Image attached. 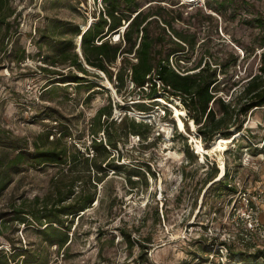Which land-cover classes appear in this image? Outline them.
<instances>
[{
	"label": "rangeland",
	"instance_id": "374dc122",
	"mask_svg": "<svg viewBox=\"0 0 264 264\" xmlns=\"http://www.w3.org/2000/svg\"><path fill=\"white\" fill-rule=\"evenodd\" d=\"M140 1L144 7L149 2ZM205 1L180 0L185 22L175 26L196 35L194 49L183 59L193 67L201 59L220 65L219 95L235 101L258 72L264 27L257 19L264 18V0H247L236 13L230 9L223 17L207 11ZM10 7V27L2 32L5 48L0 54V264H243L239 253L262 251L264 244L250 234L242 213L245 199L258 203L264 222V107L249 112L243 132L220 153L216 139L221 136L204 143L199 126L179 101L174 103L181 116L172 106L167 114L161 106L144 114L133 104L150 101L133 98L131 84L118 94L98 70H90L80 86L58 82V74L78 72L68 64L52 66L53 58L66 53L70 41L77 48V29L83 31L97 20L99 3L11 0ZM198 7L214 18H191ZM167 34V42L175 39ZM90 84L95 87L90 89ZM110 103L108 124L127 115L149 124L148 136H125L117 129L116 148L107 146L110 152L102 157L122 167L107 172L97 184L95 202L81 218H74L67 243L62 248L50 245L39 226L16 220L17 211L33 209L35 200L51 191V181L61 169L35 166L30 156L34 144L41 138L44 142L48 133L53 141L63 131L68 135L65 142L87 154L91 133L98 129L94 118ZM99 128L96 138L106 144ZM19 152L26 159L14 163ZM222 160L230 172V188L216 183L207 191L225 174ZM213 163L219 175L209 182ZM251 259L250 264H264L263 258Z\"/></svg>",
	"mask_w": 264,
	"mask_h": 264
},
{
	"label": "trees",
	"instance_id": "16d2710c",
	"mask_svg": "<svg viewBox=\"0 0 264 264\" xmlns=\"http://www.w3.org/2000/svg\"><path fill=\"white\" fill-rule=\"evenodd\" d=\"M93 1L97 4L101 1V5L97 20L91 23L89 28L84 26L88 29L82 35L83 59L76 53V45L70 41L68 51L55 56L52 61V66L68 64V67L74 68L78 73L71 71L67 75L58 74L60 80L58 82L75 83L80 86L85 81V76L89 75L90 69L98 70L114 84L118 94L128 89L131 84L133 98L150 101L133 104L137 111L144 114L151 113L155 107L160 106L167 114L173 112L170 108L172 106L177 115L181 116L184 113L180 112L174 103L179 101L186 109L189 120L199 126L198 133L204 143L208 144L221 136L216 139L220 153L235 141L236 138L232 141L231 137L243 132L249 112L253 113L264 107V50L261 53L257 74L245 83L235 101L226 102L219 95L220 65L212 64L210 61L203 63L201 59L193 67L183 59L189 57L190 50L194 49L196 35L175 26L177 22H185L180 0H149L146 7L142 6L140 0ZM10 4L11 0H0V54L5 48L2 32L10 27L9 19L12 17ZM247 4V0H206L205 8L223 17L230 9L236 13ZM191 18L198 21L214 17L205 12L203 7H198ZM257 23L258 26L264 27V18L257 19ZM123 27H126L124 32L121 31ZM77 30L78 35H81L82 31ZM168 31L175 38L169 39V42ZM117 33L119 40L113 42L112 37ZM79 41L77 40V46ZM24 58L25 52L22 56V59ZM79 73L84 76H80ZM108 80L106 83L109 86L111 83ZM93 87L95 84L89 85L90 89ZM231 103L239 104L234 106ZM115 105L120 107L118 103ZM112 113V103L97 112L94 122L98 129L91 133L94 139L91 146L86 148L87 154L65 142L68 135L63 131L59 133V138H53V141H49L51 133H48L44 142L41 138L34 144L35 149L30 156L35 166L52 165L61 169L51 181V191L44 198H37L33 209L17 211L16 220L25 226L33 224L39 226L40 235L50 245L62 248L67 243L66 233L71 229L74 218H81V213L91 208L95 202L97 184L105 180L107 172L110 170L116 172L122 167L113 165L111 160H108L109 157H102V153L110 152L107 146L116 148L113 138L117 129L125 136H138L143 140L148 136L149 124L127 115L119 123L112 119L108 124ZM103 117L105 122L101 124ZM179 121L183 125L182 120ZM99 125L106 137V144L96 138L100 132ZM25 159L24 154L19 152L13 162L20 163ZM222 166L224 176L220 177L219 182L211 184L207 191L216 183L230 188L227 184L230 172L226 170L223 160ZM213 168L215 173L211 174L209 182L219 175L215 163ZM63 229L66 230L63 233L65 239H61ZM229 254L231 259L235 258L232 252ZM251 258L264 259V248L250 256L239 253L240 262L243 264L253 262Z\"/></svg>",
	"mask_w": 264,
	"mask_h": 264
},
{
	"label": "built area",
	"instance_id": "2783aa9c",
	"mask_svg": "<svg viewBox=\"0 0 264 264\" xmlns=\"http://www.w3.org/2000/svg\"><path fill=\"white\" fill-rule=\"evenodd\" d=\"M99 4L101 5V1H99ZM245 201L246 211L242 213V217L247 221L248 231L264 244V222L260 220L258 215L259 205L258 203H250L248 199H245Z\"/></svg>",
	"mask_w": 264,
	"mask_h": 264
},
{
	"label": "water",
	"instance_id": "95a60500",
	"mask_svg": "<svg viewBox=\"0 0 264 264\" xmlns=\"http://www.w3.org/2000/svg\"><path fill=\"white\" fill-rule=\"evenodd\" d=\"M90 25H91V23L88 25V28L90 27ZM87 28V29H88ZM87 29H83V31H82V33H81V35H80V41H79V46L76 48V52L78 53V55L83 59V56H82V48H81V42H82V35H83V33L87 30ZM125 29H126V27H124V28H122V32H124L125 31ZM118 34V33H117ZM118 36H119V34H118ZM88 68V67H87ZM89 69V68H88ZM109 88V87H108ZM170 108H172L171 106H170ZM173 109V108H172ZM236 135V134H235Z\"/></svg>",
	"mask_w": 264,
	"mask_h": 264
},
{
	"label": "bare ground",
	"instance_id": "6f19581e",
	"mask_svg": "<svg viewBox=\"0 0 264 264\" xmlns=\"http://www.w3.org/2000/svg\"><path fill=\"white\" fill-rule=\"evenodd\" d=\"M188 1H190V0H188ZM192 1H193V0H191V2H192ZM86 29H87V28H86ZM117 37H118V36H117ZM118 38H119V37H118ZM118 38H117V39H118ZM77 40H80V35H78V39H77ZM77 47H78V46H77ZM86 66H87V65H86ZM87 67H88V66H87ZM88 68H89V67H88ZM89 69H90V68H89ZM90 70H91V69H90ZM234 138H235V137H233L232 140H234Z\"/></svg>",
	"mask_w": 264,
	"mask_h": 264
},
{
	"label": "clouds",
	"instance_id": "9594fccd",
	"mask_svg": "<svg viewBox=\"0 0 264 264\" xmlns=\"http://www.w3.org/2000/svg\"><path fill=\"white\" fill-rule=\"evenodd\" d=\"M196 1V0H195ZM118 38V37H117Z\"/></svg>",
	"mask_w": 264,
	"mask_h": 264
}]
</instances>
